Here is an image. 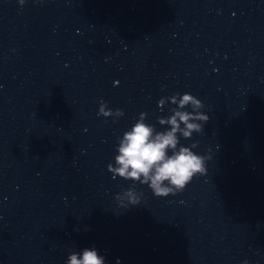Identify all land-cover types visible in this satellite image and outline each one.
<instances>
[{"label": "clouds", "instance_id": "obj_1", "mask_svg": "<svg viewBox=\"0 0 264 264\" xmlns=\"http://www.w3.org/2000/svg\"><path fill=\"white\" fill-rule=\"evenodd\" d=\"M24 3L25 0H19L20 5ZM173 103H176L175 98ZM105 104L106 102L101 101L98 115L104 112ZM189 104L193 109L204 107L198 98L184 93L179 99V107L184 108ZM116 112L119 115L124 114L119 109ZM208 120V115L198 111L193 114L189 111L176 110L169 119L160 121L162 124H170L171 130L155 134L151 125L138 120L131 130L124 132L117 147L118 155L114 158L115 166L109 164L108 171L113 174V178L119 177L147 185L156 197H167L184 191L194 177L206 174V161L210 157L192 151L196 144L190 147L180 146L178 149L177 132H181L185 138H191L194 132L203 131V125ZM181 123L185 126L183 129ZM125 194L128 196L129 205L140 203V198L133 191L128 190ZM116 199H119V196ZM67 264H105V257L94 247L84 248L79 255L71 254ZM243 264L248 262L244 261Z\"/></svg>", "mask_w": 264, "mask_h": 264}]
</instances>
